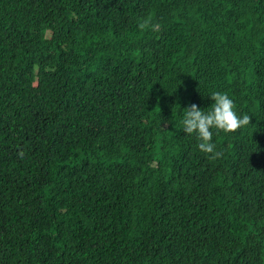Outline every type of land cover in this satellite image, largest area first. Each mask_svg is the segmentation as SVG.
<instances>
[{
	"label": "trees",
	"instance_id": "1",
	"mask_svg": "<svg viewBox=\"0 0 264 264\" xmlns=\"http://www.w3.org/2000/svg\"><path fill=\"white\" fill-rule=\"evenodd\" d=\"M0 264H264V0H0Z\"/></svg>",
	"mask_w": 264,
	"mask_h": 264
},
{
	"label": "clouds",
	"instance_id": "2",
	"mask_svg": "<svg viewBox=\"0 0 264 264\" xmlns=\"http://www.w3.org/2000/svg\"><path fill=\"white\" fill-rule=\"evenodd\" d=\"M138 27L143 30L152 28L156 30L158 25L151 24L145 20ZM215 103L208 111L201 110L197 105L192 104L185 108L183 119L181 121L182 129L186 134H195L198 148L206 155L211 154V159H216L221 155L215 151L216 145L212 142L213 133L211 129L215 128L225 133H234L238 129L250 124V116L245 114L242 117L237 115L233 100L226 93L213 92L210 94ZM21 157L23 153H20Z\"/></svg>",
	"mask_w": 264,
	"mask_h": 264
}]
</instances>
